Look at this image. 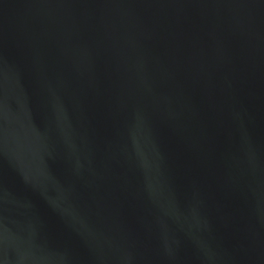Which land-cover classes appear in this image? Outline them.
Listing matches in <instances>:
<instances>
[{"label": "water", "instance_id": "obj_1", "mask_svg": "<svg viewBox=\"0 0 264 264\" xmlns=\"http://www.w3.org/2000/svg\"><path fill=\"white\" fill-rule=\"evenodd\" d=\"M0 264H264V0H0Z\"/></svg>", "mask_w": 264, "mask_h": 264}]
</instances>
